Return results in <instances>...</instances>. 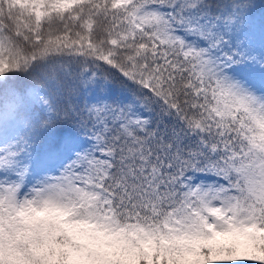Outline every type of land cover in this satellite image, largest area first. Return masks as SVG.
<instances>
[{"label": "snow or ice", "instance_id": "1", "mask_svg": "<svg viewBox=\"0 0 264 264\" xmlns=\"http://www.w3.org/2000/svg\"><path fill=\"white\" fill-rule=\"evenodd\" d=\"M0 264H264V0H0Z\"/></svg>", "mask_w": 264, "mask_h": 264}]
</instances>
